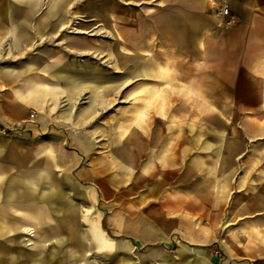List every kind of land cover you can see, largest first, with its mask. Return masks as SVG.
<instances>
[{
    "label": "crops",
    "instance_id": "obj_1",
    "mask_svg": "<svg viewBox=\"0 0 264 264\" xmlns=\"http://www.w3.org/2000/svg\"><path fill=\"white\" fill-rule=\"evenodd\" d=\"M114 1L139 6L143 3L142 0ZM152 1L154 0H149L150 3ZM187 1L186 12L189 15L187 34L185 36L184 32L180 31L175 38L172 31L171 45L177 44L179 54L185 55L188 60V70L192 74V78L188 81L198 93L196 96L212 99V104L225 108L221 110L222 112L234 111V113L252 115L251 120L228 123L231 127L226 125L225 129H235L236 137L234 139L228 137L224 152L209 156V161L219 163L218 176L226 180V194L231 195L232 199L226 204L225 209H220L218 215L210 217L209 226L204 227L203 232L213 235L210 237L213 241L218 238L219 241L234 242L226 254L229 259L234 257L235 262L232 264H264V0H222V6L228 8L229 14L225 19L231 21L229 25L223 27L218 26L223 19L213 11L209 0ZM1 2L9 3V0H1ZM58 2L61 3L60 0ZM81 11L78 16L92 18L88 25L90 31L98 27L95 18H107L112 15L107 10L93 8ZM67 17V9L61 7L53 10L47 8L25 11L1 6L0 25L7 30V35L0 40V49L5 51L7 47L3 46L4 43L11 41L13 45L10 47L17 48L21 55L22 51H27L26 45L31 42L33 36L40 37L46 34L47 37L48 35L51 37L50 40L56 36L61 37L68 26ZM51 19L57 20L51 21ZM105 21L106 28L113 25V23L109 24L108 19ZM107 31L112 33L109 28ZM138 37H142V32ZM39 40L31 43V46H38ZM88 43H67L60 40V44L64 45L62 49L71 51L78 61L69 65L63 62L51 64L48 72L55 83L26 80L19 89L11 78L1 81L4 88L0 89V127L16 129L22 139L14 141L8 136L9 139L0 136L1 155L12 170L8 176H0V208L42 210L48 221L54 220L55 224L62 223L60 225L63 226V239L67 233L65 222L67 219L64 218L66 211L75 212L80 209V204L72 203L62 195L61 190L66 187L64 178L66 181H69L68 176L73 180L77 179L78 185L82 186L91 184L108 188L109 184L113 183L110 174L114 169H120L121 165L130 168L131 163H138L141 159V151L131 150L126 139H123L122 146H116L112 134L114 114L110 120L112 124L107 123L108 140H112V149L106 151L105 158L87 157L90 152L93 153L92 139L103 129L100 124L97 126L89 124L92 116L100 115L103 110L110 109L115 99L116 84L122 82L124 89L132 80L129 72L130 61L124 62L126 59L123 58L122 65L125 70L116 74L112 66L114 48L106 47L105 61L111 62L112 65L104 68L92 60L93 55L83 54V52L94 54V50L98 48L93 42ZM153 52L154 50L151 52L152 55L145 56V53L138 49L139 55L136 59L140 81L143 79L147 81L153 76L156 83L163 80L159 79L160 75L167 78L172 71L173 52L165 54L166 64L159 61V52L155 51L154 54ZM95 54L99 55L100 52ZM48 56L49 53L43 51L38 57L16 58L14 62L23 63L21 67H13L10 64V67H7L5 63L4 68H0V72L8 77L21 78L29 75L34 62L44 61ZM5 60L7 59L2 57V61ZM146 93L147 91H144L145 95H141L140 98H147ZM22 96L27 97L34 104L41 105V108L48 112H55L57 119L63 125L53 126V122L38 118L26 107V103L18 100ZM121 96L126 97L125 90L122 91ZM154 98L158 101L153 109H150L154 112L161 111L162 103L167 99L163 100L158 89L154 92ZM223 99H230L226 102L231 104L224 103ZM100 102L105 104V109L99 110ZM79 105L83 106L79 107ZM146 106L145 104L144 109ZM30 114H33L32 119ZM125 114L127 112H123L122 124L127 123L125 121L129 118L128 116L125 119ZM86 128L90 130L88 129V132L81 130ZM38 137L44 139L43 142H37ZM30 139H35L36 142L31 143L28 141ZM108 145L110 146L109 143ZM154 145L160 146L161 149L151 150L150 157H155L162 151V144L156 142ZM83 154L86 156L83 157ZM80 166H87L88 170L79 174ZM56 172H61L64 178L59 176L54 178ZM82 175L84 178L81 177ZM83 193L80 203L95 200L93 190L88 188L83 190ZM98 213L101 227L96 219L92 217L90 219H94L96 226L111 236L110 238L107 236L109 240L118 241L107 227L103 230L105 226H102L104 223L100 211ZM223 216L226 218L225 226L219 224L216 219L219 217L221 222ZM76 218L80 222L84 219L80 220L78 215ZM187 226L188 230L195 229L196 224L188 222ZM21 227L23 224L20 220L10 214L0 213L1 258L6 259L16 252L20 255L22 250L19 252L18 247L23 246L24 243L20 242V245L10 253L7 248ZM33 227L38 226L33 225ZM58 241L60 242L61 238ZM26 250L30 251L28 247ZM160 251L172 255L174 264H213L208 252L194 250L185 245L169 253ZM191 252L197 257L189 258L188 253ZM43 255L47 256L46 252ZM61 261L58 264H65L63 256Z\"/></svg>",
    "mask_w": 264,
    "mask_h": 264
},
{
    "label": "rangeland",
    "instance_id": "obj_2",
    "mask_svg": "<svg viewBox=\"0 0 264 264\" xmlns=\"http://www.w3.org/2000/svg\"><path fill=\"white\" fill-rule=\"evenodd\" d=\"M142 1L143 3L139 6L114 0H60L61 3L58 0H9V3L0 0V7L8 9L12 7L33 11L47 8L53 10L61 7V9L66 8L68 14V28L62 32L61 37L56 36L50 40L51 37L49 35L47 37L46 34H42L40 37L33 36L34 39L32 38L31 42L26 45L27 51H22L21 55L17 48L10 47L13 45L11 41L7 42L10 46L5 51L0 49V68H4L3 64L5 63L7 67L10 65L21 67L23 63H15L16 58L38 57L42 55L43 51L49 53L44 61L34 62L30 73L28 72L29 75L24 77L15 79L0 72V89L4 88L1 81L6 78L7 80L11 78L19 89L26 80H34L38 83H55L48 72V67L51 64L63 62L69 65L78 61L71 51L68 52V49L65 50L66 48L62 49L64 45L60 44V40L67 43L89 42L88 44H91L93 42V45L98 47L94 52H100V54H87V52H83V54L93 55L91 56L92 60L104 68L107 65H112L111 62L105 61L106 47L114 48L112 66H114L115 73H123L125 69L122 61L125 58L124 62H131L129 72L132 75V80L130 85L124 89L122 82L116 84L113 105L110 106V109L103 110L100 115L92 116L89 124L92 126L100 124L103 129L92 139L93 153L90 152L87 157L105 158L106 151L112 149V140H108L107 123L112 124L110 120L114 114L115 123L113 124V133H111L116 146H122L123 139H126L131 150L141 151V159L138 163H131L130 168L121 165V170L114 169L110 174L113 183L109 184L108 188L103 185H78L77 179L73 180L68 176L69 181H66L61 172L54 173V178L56 176L64 178L66 187L64 186L61 190L64 198L72 203L80 204V209L76 210L73 216L78 215L81 220L90 215L98 221L101 227L98 213L100 211L104 223L102 226H105L103 228L107 227L114 234L116 240L134 246V252L142 253L147 250L159 249V251L169 253L180 249L181 245H185L194 250L200 249L208 252L212 257L213 264H232L235 262L234 257L229 259L226 254L234 242L219 241L218 238L213 241L210 238L213 235L203 232L204 227L209 226L210 217L218 215L220 209H225L226 204L232 199L231 195L226 194V180L220 179L218 176L219 163L209 161V156L224 152L225 141H228V137L233 139L236 137L237 131L225 129L226 125L231 127L230 123L251 120L252 115L234 113L231 107L232 112H222L221 110H225V108L212 104V99L196 96L198 93L193 90L192 83L188 81L192 78V74L188 70V60L184 57L185 55L179 54L177 44L171 45L172 31L175 38L180 31L184 32L185 36L187 34L188 1L154 0L151 3L149 0ZM209 3L215 13L224 8L222 0H209ZM92 8L107 10L112 15L107 18H95L98 21V27L90 31L88 25L92 18L80 17L78 14L82 12V9ZM105 19L110 21V25L113 23V27H108L112 33L107 31ZM53 20L57 19H51V21ZM182 22L184 23L182 24ZM36 30L35 32L38 33ZM141 32L142 37L139 38ZM6 35L7 30L0 25V40ZM42 38L43 41H41ZM37 40L40 41V44L32 47L31 43L33 44ZM138 49L145 53V56L152 55L153 50L159 52V61L164 64L167 62L165 54L173 52L172 71L169 76L164 78L165 76L160 75L159 79L163 80L156 81V83L153 76H150L152 78L147 81L144 79L140 81L138 60L136 59L139 55ZM2 57L7 60L2 61ZM87 59L90 60L89 57ZM156 89L161 92L163 100L167 99L164 100L167 101L166 104L159 99L162 108L158 112L150 109H153L158 101L154 98ZM123 90H125V98L121 96ZM144 91H147V98H140L141 95H145ZM169 98L170 101H168ZM18 100L21 103H26V107L31 109L38 118L53 122V126L63 125L57 119L55 112L42 109L41 105L34 104L25 96L19 97ZM223 100L224 103L231 104V102H226L230 99ZM145 104L147 106L144 109ZM81 106L83 105H79V107ZM101 109H105V104L102 102L99 103V110ZM95 112L97 113L98 110ZM123 112H127L124 115L125 119L129 116L125 124H122ZM88 129L81 130L88 132ZM67 131L74 132L75 130ZM0 136L5 139L11 138L14 141L22 139L18 136L16 129L4 127H0ZM34 140L28 141L33 143L41 142L44 139L41 140L38 137L36 141ZM156 142L162 144V151L157 156L150 157L151 150L161 149L160 146L154 145ZM1 154L0 149V176H8L12 170L9 169L8 163L3 160ZM79 157L82 156L79 155ZM86 170H88L87 166H80L78 173L82 174ZM54 171L56 170L54 169ZM81 177L84 178L83 175ZM88 188L95 193V200L80 203L84 194L83 190ZM87 209L90 210L89 214ZM67 212L68 210L64 217L65 220L69 217ZM216 219L219 224L225 226L226 218L224 216L221 222L219 217ZM188 222L195 223V229L188 230ZM106 235L108 236L107 233ZM134 252L108 254V257H99L95 262L97 264H117L118 261H122L124 264H137L135 256H133ZM188 257L196 258L197 256L191 252L188 253ZM89 260L92 261L91 258Z\"/></svg>",
    "mask_w": 264,
    "mask_h": 264
},
{
    "label": "bare ground",
    "instance_id": "obj_3",
    "mask_svg": "<svg viewBox=\"0 0 264 264\" xmlns=\"http://www.w3.org/2000/svg\"><path fill=\"white\" fill-rule=\"evenodd\" d=\"M4 46L8 47L10 44L5 42ZM0 213L3 215L10 214L23 224L7 248L9 253L17 245H20V242L25 244V246L23 244V246L18 247L20 248L19 252L22 250L20 255L16 252L7 258L5 257L6 259L0 257V264H56L62 262V256L65 264H97L95 262L97 258L108 257V254L134 252L135 247L129 243L109 240L107 235L96 226L94 219H90V215L81 222L76 216L67 218L65 221L67 233L63 239V226L60 225L62 223L55 224L54 220L48 221L45 212L42 210L29 208L20 210L19 208L6 207L0 208ZM67 213L69 216L74 215L72 210ZM87 213H90L89 209ZM33 225L38 227L34 228ZM18 237L22 239L18 240ZM60 238L61 241L59 242ZM27 247L30 251L26 250ZM45 252L47 256L43 255ZM133 256H135L137 264H174L172 255H163L159 250H147L142 253L135 251ZM117 264L124 263L118 261Z\"/></svg>",
    "mask_w": 264,
    "mask_h": 264
},
{
    "label": "built area",
    "instance_id": "obj_4",
    "mask_svg": "<svg viewBox=\"0 0 264 264\" xmlns=\"http://www.w3.org/2000/svg\"><path fill=\"white\" fill-rule=\"evenodd\" d=\"M218 15L221 16L223 19L222 22L218 25L219 27L227 26L231 23L230 19L226 20L225 18L229 17L228 10L224 7L219 12ZM33 115L30 114V118H32Z\"/></svg>",
    "mask_w": 264,
    "mask_h": 264
},
{
    "label": "trees",
    "instance_id": "obj_5",
    "mask_svg": "<svg viewBox=\"0 0 264 264\" xmlns=\"http://www.w3.org/2000/svg\"><path fill=\"white\" fill-rule=\"evenodd\" d=\"M104 229V228H103Z\"/></svg>",
    "mask_w": 264,
    "mask_h": 264
}]
</instances>
